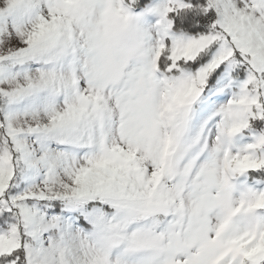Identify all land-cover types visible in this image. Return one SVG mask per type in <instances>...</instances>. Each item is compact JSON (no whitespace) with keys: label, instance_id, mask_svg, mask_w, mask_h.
<instances>
[{"label":"snow or ice","instance_id":"obj_1","mask_svg":"<svg viewBox=\"0 0 264 264\" xmlns=\"http://www.w3.org/2000/svg\"><path fill=\"white\" fill-rule=\"evenodd\" d=\"M0 264H264V0H0Z\"/></svg>","mask_w":264,"mask_h":264}]
</instances>
